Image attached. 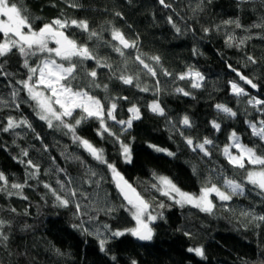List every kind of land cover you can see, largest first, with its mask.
<instances>
[{
    "label": "trees",
    "instance_id": "1",
    "mask_svg": "<svg viewBox=\"0 0 264 264\" xmlns=\"http://www.w3.org/2000/svg\"><path fill=\"white\" fill-rule=\"evenodd\" d=\"M13 2L24 10L34 30L56 19L77 20L87 21L89 30L99 34V38L90 37L89 32L71 25L62 29L113 66L110 70L97 68L95 60L83 62L80 84L87 87L86 72L96 70L101 87L88 88L90 93L100 98L105 108L110 98L126 96L127 100H116L117 119H129L128 108L132 105L139 108L141 118L122 131L119 124L105 117L116 136L104 133L103 138L98 134L99 121L89 118L77 128V133L103 149L104 158L148 204L146 214L156 219L148 225L153 230L152 239L137 241L126 231L136 227L131 216L133 206L124 200L107 165L74 143L67 129L49 128L40 120L26 91L16 98L19 108L11 103L13 86L20 87L14 82L28 75L23 67L24 57L14 48L0 57V67L9 73L7 78L0 76V99L8 102L0 104V129L9 117L27 120L31 128L0 130V171L9 180V186L0 190V220L10 225L3 229L8 240L0 243V264H264V221L254 218L264 216V197L257 194L258 190L245 185L244 195L233 196L230 201L212 197L214 206L207 212L163 195L158 179L166 177L181 191L193 195L200 194L209 178L221 190H225V177L242 181L252 166L245 161L246 170L234 168L222 154L233 131L244 145L255 148L258 154L264 153V141L254 137L246 123L264 119L247 103L253 96L264 99V0H165L169 7L160 0ZM225 21H238L243 27ZM113 28L136 43L135 48L123 50L124 57L112 48L117 44L111 40ZM49 46L55 47L51 43ZM137 55L156 70L155 78L135 61ZM248 56L254 57L256 63L249 62ZM151 57H159V63ZM29 63H36V58H30ZM229 69L251 78L258 85L255 92ZM190 71H198L204 77L200 88H192L187 78L179 79ZM122 72L139 76L140 86H147L148 91H140L135 80L133 85L123 84L116 78ZM230 82H236L249 95H234ZM104 84L108 85L107 92ZM177 88L190 95L178 93ZM153 101L160 103L164 116L150 110ZM217 104L231 108L237 116L218 111ZM79 115L77 110L73 118L66 119ZM184 116L189 117L191 127L182 124ZM214 120L221 125L219 131L211 126ZM186 137L195 143L205 137L212 139L214 144L206 146L211 157L193 151ZM121 142L130 147L131 162L125 161ZM22 150L28 152L27 157ZM231 151L236 153L234 148ZM28 159L39 166L34 176H30L33 169L19 162ZM91 172L96 175L91 176ZM69 177L74 181L71 187L87 193V200L79 195L73 198L61 188V184L67 186ZM85 180L92 183H84ZM11 183L24 187L11 189ZM45 184L50 188H45ZM53 191L67 199L68 205H61ZM115 230L125 231V235L112 237L111 231ZM102 238L108 239L104 251L100 247ZM198 247L203 249L204 258L188 251Z\"/></svg>",
    "mask_w": 264,
    "mask_h": 264
},
{
    "label": "snow or ice",
    "instance_id": "2",
    "mask_svg": "<svg viewBox=\"0 0 264 264\" xmlns=\"http://www.w3.org/2000/svg\"><path fill=\"white\" fill-rule=\"evenodd\" d=\"M241 3L251 2V0H240ZM160 3L165 7L169 5L165 4V0H160ZM70 6L78 7L76 4ZM24 10L18 7V4L13 2V0H0V57L6 56L8 53L12 52L15 48L24 57L23 67L27 69L28 75L26 79L16 80L15 85H19V88L13 86L12 90V101L16 108H19V103L17 97L21 91H26L28 100L34 102L36 114L40 120L45 121L49 128L62 127L67 129L69 133L72 134V139L74 143H78L83 146V148L88 151V153L99 163L106 164L108 169L113 173L114 179L117 180V188L120 190L124 199L132 205L136 211L133 213V219L136 221V227L126 230L130 234L141 241H150L153 237V230L148 226L142 217L145 214L148 204L140 198L139 194H135V200L130 198L125 192L124 188L121 187L119 181L123 180L117 172L114 165L109 163L103 155V149L95 147L88 139L82 138L77 133V128L89 118H95L99 121L98 134L103 138L104 133L111 136H116V133L112 132L106 119L114 121L116 124L121 126V130H126V128L132 127L133 120L140 119V110L135 105L128 108V112L131 113V117L127 120L117 119V99L127 100L128 97H114L110 98V102L105 108L101 99L90 93L88 88H100L101 85L97 82L98 72L96 70H91L86 72V76L89 78V83L87 87L81 86L80 84V70H82L83 62L89 60H95L97 68H108L112 69V65L105 60H101L95 54V51L90 49L87 45H81L76 42L75 39L70 38L65 34L62 29L71 26L78 27L85 32H89L90 37L99 38V34L94 31L89 30V25L87 21H77L56 19L51 24H45L39 30H34L30 19L27 15L23 14ZM116 16L121 18L122 14L119 12L115 13ZM169 22L171 17H169ZM226 24L235 23L237 28L243 27L238 21H225ZM173 27L175 25L173 24ZM27 29V31H25ZM177 32L180 31L179 28L176 29ZM208 29H205L207 32ZM229 41L233 38L229 36ZM111 40L118 42L112 45L113 50L118 53L121 57L125 56L124 49L135 48V41H129L125 35L116 28L111 30ZM54 44L55 47H50L49 45ZM243 43V40L240 41ZM195 51V50H194ZM36 58V63L30 64L29 59ZM153 61L159 63V57H151ZM248 61L251 63H256V60L252 56L247 57ZM137 61L147 73L151 74L152 77L157 76L156 70L145 62L141 55L135 57ZM127 63V60L124 61ZM229 67H231L229 65ZM239 76L240 80L245 84L250 85L251 88L257 89L258 85L251 79L236 69H232ZM165 75H171V73L165 72ZM115 76V72L113 71ZM0 76L7 78L9 73L3 71L0 67ZM123 84L133 85L134 80L136 81L137 87L140 91H148L147 86L141 87L139 84V76L128 75L126 72H122L119 76H116ZM179 79H185V75L181 74ZM204 77L200 72L190 71V80L192 88H200L201 81ZM11 83V82H10ZM159 81L157 80V90H159ZM231 89L234 95L248 96V92L236 82H230ZM103 89L107 92L108 85L104 84ZM178 93L184 96H189L190 93L183 88H177ZM8 102L0 99V104H7ZM247 103L251 105L256 111L264 117V99H259L256 97H250ZM58 106V107H57ZM216 108L218 111L230 117H236L237 112L233 111L231 108L217 104ZM79 110V118H74L72 120L66 118H73V114ZM150 110L160 116L165 115V110L161 107L158 101H153L150 105ZM54 122H58L54 124ZM249 128L251 129V134L254 137L259 138L260 141H264V119L258 121H246ZM182 124L187 127H191V123L188 116H184L182 119ZM21 126H26L31 128V125L27 120L16 121L14 118L9 117L7 119V124L3 127V132H9L11 130L20 128ZM211 126L216 131L220 130L221 125L215 120L211 122ZM39 139V137H37ZM118 138V137H117ZM229 144L222 147V154L227 159L228 163L234 168L240 170H246L247 165H251V169L246 170V174L242 181H237L234 178L223 179V187L225 190H221L215 183L209 178L204 186L200 190L199 196L189 194L187 192L181 191L176 185L166 177H159V181L162 185L166 186L167 190L162 194L169 196L171 199L175 200V193L180 197L179 200H175L176 203L183 205L184 203H190L195 207L201 208L202 211L211 212L213 208V203L209 199L211 194H215L220 201H230L233 196H243L246 187L245 185H251L254 189L258 190V195L264 197V153H257L256 149L249 147L241 143L240 137L236 132H232L229 136ZM186 143L192 148L193 151L199 150L203 153L205 157H211L212 153L206 146H211L214 144L212 139L205 137L202 142L195 143L191 137H186ZM122 153L126 162H131L130 160V147L123 142H121ZM235 148L236 153L234 154L231 149ZM47 150V149H45ZM157 151H165L163 149H156ZM172 155L171 152L167 153ZM22 155L24 157L28 156L26 150H22ZM17 159V158H14ZM20 163H24L26 167L33 169L34 171L30 173V176H34L36 172L39 171V166L34 164L31 159L20 160ZM61 171H63L61 169ZM95 172H91V176H95ZM59 183V181H58ZM74 183L71 177L68 178L67 186L61 184V188L67 192H70L73 198L79 195L85 200L88 199L87 193L81 189L72 188L71 185ZM84 183L91 184L92 181L85 180ZM97 187L99 183L96 182ZM124 185L135 193V189L131 188L124 181ZM9 186V180L6 175L0 171V190ZM23 184L11 183V189H22ZM45 188H50V185L45 184ZM11 194V193H10ZM53 195L56 196V200L59 201L61 205L67 206L69 201L67 199L61 198V196L56 195L53 191ZM77 211L80 210V205L77 204ZM159 207L163 208L164 205L160 204ZM13 211H15L13 209ZM242 215H250V213H242ZM255 219L264 221V216L254 217ZM156 217L151 214L148 215V221L155 220ZM5 227H10V225L3 220H0V243L8 240V235L3 231ZM107 227V226H106ZM125 235V231L115 230L111 231L112 237H121ZM108 242L107 238L100 239L101 251L105 250V244ZM6 246V245H5ZM189 252H194L196 256L204 258V252L202 248H189ZM135 264V261H133Z\"/></svg>",
    "mask_w": 264,
    "mask_h": 264
},
{
    "label": "rangeland",
    "instance_id": "3",
    "mask_svg": "<svg viewBox=\"0 0 264 264\" xmlns=\"http://www.w3.org/2000/svg\"><path fill=\"white\" fill-rule=\"evenodd\" d=\"M25 31H27V29H25ZM185 75V78H187V79H189L190 80V72H187V73H185L184 74ZM191 81V80H190ZM202 82V81H201ZM231 92H232V89H231ZM233 93V92H232ZM34 103V102H33ZM58 107V106H57ZM231 135V133L229 134V136ZM242 143V142H241ZM243 144V143H242ZM235 149V148H234ZM236 150V149H235ZM160 182V181H159ZM167 190V188H166V186H164V185H162L161 184V191H162V193L164 192V191H166ZM190 194V193H189ZM172 195L173 196H175V200H179L180 199V197L178 196V195H176L175 193H172ZM196 196H199V194L198 195H196ZM212 197H215L218 201H220L219 200V198L218 197H216L215 196V194H211L210 195V197H209V199L211 200L212 199ZM212 201V200H211ZM212 203H213V201H212ZM183 205H191V206H193L192 204H190V203H184ZM195 207V206H194ZM196 208H198V209H200L201 210V208H199V207H196ZM136 211V209L133 207V209H132V212H131V216H133V213ZM148 213L146 214V211H145V214H144V216L142 217V219H144L146 222H148V225H149V223H151V222H153V221H148ZM135 221V220H134ZM135 226H137L136 225V221H135Z\"/></svg>",
    "mask_w": 264,
    "mask_h": 264
},
{
    "label": "water",
    "instance_id": "4",
    "mask_svg": "<svg viewBox=\"0 0 264 264\" xmlns=\"http://www.w3.org/2000/svg\"><path fill=\"white\" fill-rule=\"evenodd\" d=\"M116 43H118V42H116ZM130 49V48H129ZM129 49H124L125 51H129ZM230 70V72H233L231 69H229ZM233 73H235V72H233ZM237 75V74H236ZM248 87H249V89L252 91V92H255V89H253V88H251V86L250 85H247ZM88 152V151H87ZM124 181H126V179L125 178H123V180L122 181H119V183H120V185H121V187L122 188H124V190H125V192L128 194V196L130 197V198H132L133 200H135V194H137V193H133L130 189H128L125 185H124ZM116 184H117V180H116ZM127 184L128 185H130L128 182H127ZM131 186V185H130ZM131 188H133L132 186H131ZM124 197V196H123ZM141 198V197H140ZM142 199V198H141ZM125 200V199H124ZM126 202H128L127 200H125ZM150 227V226H149ZM134 237V236H133ZM137 241L139 240V239H137L136 237H134ZM141 241V240H140ZM144 242H146V241H144Z\"/></svg>",
    "mask_w": 264,
    "mask_h": 264
}]
</instances>
